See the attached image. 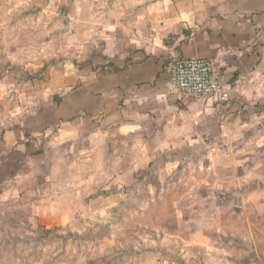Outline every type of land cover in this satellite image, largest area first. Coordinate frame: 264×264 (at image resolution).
Here are the masks:
<instances>
[{"label": "crops", "instance_id": "obj_1", "mask_svg": "<svg viewBox=\"0 0 264 264\" xmlns=\"http://www.w3.org/2000/svg\"><path fill=\"white\" fill-rule=\"evenodd\" d=\"M162 3L128 0L111 10L104 21L117 23L114 15L123 25L106 33L111 41L101 36L98 43L86 44L74 63L50 65L46 82L35 85L43 104L14 120L16 126L0 129V205L6 212L18 217L16 209L39 198L26 194L43 193L50 187L49 177L62 183L80 177L83 156L95 161L96 169L122 171L120 184H133L136 174L157 165L159 154L174 140L190 139L191 147L197 138L223 137L244 147L253 134L255 155L246 156L247 151L239 149L244 155L240 161L247 160L246 168L264 175V109L254 108L264 102V0H171L167 12L153 7ZM189 8L195 16L192 24L162 23L175 21L181 9ZM140 17L146 22L136 24ZM154 26L166 29L161 33L165 49L128 43L138 29L145 37L155 36ZM177 57L215 60L231 98L213 103L174 92L167 65ZM160 93L167 94L166 103L157 101ZM205 106H210L208 114L196 116ZM172 161L163 165H175ZM12 189L20 190L21 199L3 198ZM112 197L119 200L121 195L91 197L88 204L106 207ZM246 201L254 207L264 205V185L250 189ZM36 222L45 229L58 227Z\"/></svg>", "mask_w": 264, "mask_h": 264}, {"label": "rangeland", "instance_id": "obj_2", "mask_svg": "<svg viewBox=\"0 0 264 264\" xmlns=\"http://www.w3.org/2000/svg\"><path fill=\"white\" fill-rule=\"evenodd\" d=\"M125 1L128 0H88L93 5L89 13L77 10L82 0H0V129L16 126L14 120L28 115L42 102L35 85L40 80L46 82L50 65L77 60L80 51L76 48L61 50L68 43L66 34L75 37L89 31L94 27L88 22L91 15L103 13L107 18ZM99 3L106 6L96 7ZM101 32V27L95 26L87 45L98 43ZM254 108L257 112L264 109V102ZM253 138V134L248 136L244 147L239 141L223 137L197 138L191 147L190 139L174 140L169 150L159 154L157 165L142 174L135 172L138 179L133 184L117 186L104 179L101 185H93L96 192L111 185L103 196L121 195L122 208L111 219L77 217L71 229H45L33 219L28 205L16 209L20 211L18 217L0 205V264H64L66 252L72 249L78 254L72 257L71 264H136L137 260L153 257L152 264H264V213L255 212L264 205L254 207L246 201L250 189L264 185V175L259 169L246 168L247 160L240 161L244 155L238 151L255 155ZM228 148L234 152L228 153ZM87 158L82 157L84 161L80 163L84 166L78 176L89 174L94 167L105 177L124 178L119 170L96 169L98 164ZM169 160L176 165L171 175L163 165ZM152 190L165 201L169 195L182 197L179 203L185 212L184 220L193 222L183 224L157 199L156 206L161 211L155 224L129 226L126 218L150 198ZM89 198L81 201L84 206L92 210L104 208L97 203L90 206ZM113 199L109 203L118 200ZM213 218L225 225L224 231H201V225ZM141 236H149L155 244L145 245ZM203 241L212 251L204 247Z\"/></svg>", "mask_w": 264, "mask_h": 264}, {"label": "clouds", "instance_id": "obj_3", "mask_svg": "<svg viewBox=\"0 0 264 264\" xmlns=\"http://www.w3.org/2000/svg\"><path fill=\"white\" fill-rule=\"evenodd\" d=\"M171 4V0H163L161 5L153 6L161 12H167L170 10L169 6ZM99 8H104L106 5L103 3H99L95 5ZM197 9L202 7V2L197 3ZM93 5L88 3V0H82L81 3L77 4V10H87V12H92ZM97 16L99 18H97ZM113 19H117V23L113 24L111 20L104 21L103 13L94 14L89 17V23L93 24V28L89 31H86L82 34L78 33L77 36L71 37L67 36L66 39L68 43L65 45V48H62V51H66L67 47H74L77 51L83 50L84 46L91 39L92 35L95 32V26H100L103 28V31L99 33L105 40L111 41V37L106 35L109 32H115L117 27H123L118 22V18L113 15ZM195 19L194 12L191 8L189 9H181L180 14L176 17L175 21L164 20L162 23L168 25L173 22H183L187 24H192V21ZM144 21L143 17L138 18L136 24H140ZM136 24L130 25L128 28H125L126 32H131L132 27H135ZM166 29H161L159 27L154 26L152 28V32H155V36L149 35L145 37V34L141 30H137L136 33L132 35V38L129 40V44H135L138 48L142 47L145 44H148L152 47L157 48L158 50L165 49V45L163 43V37L161 33ZM75 68V66H72ZM75 75V73H72ZM158 102L166 103L167 94L160 93L156 97ZM210 106H205L203 112H197L196 116L206 115L208 114V109ZM195 119V118H194ZM182 129L181 131H184ZM57 142H60L59 138ZM174 146V145H173ZM167 147V144L164 145ZM150 162V161H149ZM175 165L167 166V174L171 175ZM136 171H139V167L135 168ZM111 180L112 184L117 186L120 185V178L117 176L113 177H105L103 173H99L96 170L89 169V174H85L83 176L77 177L74 181L69 183H62L59 180L49 177L50 187L45 190L43 193L34 192L27 193L26 195L30 197H39L38 199H33L29 202L28 207L31 209L32 217L35 220L43 221V222H54L58 227L68 230L73 227V225L77 221V217L80 219H87L92 221H97V217H103L104 219H111L114 212H119L122 208V205L119 200L111 202L107 204L106 207L102 209L92 210L91 208H85L82 204V196H91L95 199H100L103 192L110 190L111 185H107L104 188H101L100 192H96L92 189L93 185H101L103 180ZM149 199L146 200L143 204H141L138 210L132 211L129 216L126 218V223L129 226L137 225V224H145V223H153L155 224L156 220H158L159 213L161 211L160 208L156 206V200L160 199L164 202V206L167 211L175 216L180 222L183 224L192 223L193 221L189 219L188 221L184 220L185 212L180 207L179 200L181 198H177L174 195H169L168 199L165 201L163 196L157 197L154 190L150 191ZM4 199L17 200L21 199L20 190L12 189L8 192V194L3 197ZM256 213H264V206L256 208ZM102 222V221H100ZM199 223V222H197ZM225 225L219 221L218 219H211V222L208 224L201 225V231L205 229H213L219 232L224 231ZM197 235H200L198 233ZM140 240L144 242L145 245H154L155 241H152L149 236H141ZM204 247L208 248L209 251H212L208 242H202ZM139 250V249H137ZM88 251H92L89 249ZM58 252H54L53 255H57ZM78 254L76 249H72L70 252H66L67 260L64 264H71L72 257ZM82 254V253H81ZM155 258H150L147 260H137L136 264H152V261Z\"/></svg>", "mask_w": 264, "mask_h": 264}, {"label": "built area", "instance_id": "obj_4", "mask_svg": "<svg viewBox=\"0 0 264 264\" xmlns=\"http://www.w3.org/2000/svg\"><path fill=\"white\" fill-rule=\"evenodd\" d=\"M171 89L187 98H205L224 103L231 98L220 81L215 60L210 57H177L167 65Z\"/></svg>", "mask_w": 264, "mask_h": 264}]
</instances>
